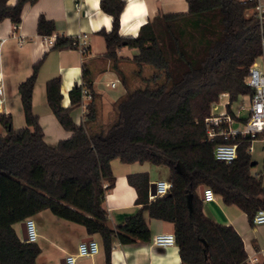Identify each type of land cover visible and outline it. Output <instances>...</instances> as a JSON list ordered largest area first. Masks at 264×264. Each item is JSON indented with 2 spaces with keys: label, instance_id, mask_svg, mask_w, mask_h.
<instances>
[{
  "label": "trees",
  "instance_id": "1",
  "mask_svg": "<svg viewBox=\"0 0 264 264\" xmlns=\"http://www.w3.org/2000/svg\"><path fill=\"white\" fill-rule=\"evenodd\" d=\"M0 0V20L8 17L17 27L25 3ZM185 13L158 12L142 24L135 36L119 32L125 0H100L102 11L112 16L111 28L98 31L104 38L105 58L125 86V93L112 102L106 122L97 120L98 95L89 71L83 65L82 81L68 92L62 104L61 78L45 83L46 101L65 130L72 133L54 146L44 140L38 116L32 110V92L40 65L19 83L25 125L14 129L10 114H0L5 128L0 134V264H34L40 252L34 241L17 234L14 224L48 209L54 215L84 226L100 238L105 264H111L115 240L121 244L148 242L151 231L145 219L172 222L180 264H250L240 234L231 224L218 222L203 211L199 186L210 187L225 205H235L248 221L264 208V176L252 174L249 148L257 134L208 137L227 124L210 123L211 105L227 93L226 113L237 120L231 104L240 95H251L246 83L250 65L264 54V16L253 12L254 0H186ZM53 20L40 14L37 32L51 35ZM77 47L76 40L56 35L52 48ZM137 48L131 57L134 73L143 85L128 86L119 67L117 51ZM151 72L143 75V67ZM82 88L90 98L84 118L76 123L71 115L81 105ZM218 143H235L236 157L230 162L214 156ZM165 165L171 186L167 193L149 198L147 172L127 174L137 193L138 210L116 227L108 224L102 203L114 186L111 160ZM257 264H264L261 261Z\"/></svg>",
  "mask_w": 264,
  "mask_h": 264
},
{
  "label": "crops",
  "instance_id": "2",
  "mask_svg": "<svg viewBox=\"0 0 264 264\" xmlns=\"http://www.w3.org/2000/svg\"><path fill=\"white\" fill-rule=\"evenodd\" d=\"M99 1L37 0L34 3L24 4L21 22L17 27L8 17L0 20V73L4 96L2 114L11 115L13 126L16 117L18 127L25 124L18 85L32 73L33 66L40 61L32 92V110L38 116V122L44 132V140L49 145H56L59 140L69 137L72 132L62 128L46 101L45 83L48 79L60 76L62 104L66 106L69 103L68 92L75 82L82 81L83 65H85L98 95L97 120L101 122L108 120L112 112V102L126 91L118 75L110 69L109 59L104 56L105 42L98 31L102 28L106 30L111 28L112 16L101 10ZM125 1L126 5L120 14L119 27L120 34L124 36H135L140 26L150 21L158 12L185 13L188 9L186 0ZM15 2L16 0H7L8 4ZM40 14L54 21L56 31L53 34L41 35L37 32V20ZM57 34L74 38L77 47L52 48ZM79 39L84 41L85 50L78 47ZM137 52V48L125 46L117 51L118 56L122 58L119 61V67L126 77L128 70L134 72L136 69L131 57ZM259 57L262 58V62L256 59V64L264 71V54ZM145 67L148 65H145L143 70ZM149 71L151 72V68ZM221 95L228 97L227 93ZM247 97L249 98L248 95ZM85 113L86 111L80 105L72 110L71 115L73 120L79 123ZM211 115H214L212 111ZM258 140L264 142V138ZM261 149L263 164L258 166V161L255 160L251 172L252 174L262 172L264 176L263 143ZM252 151L253 145L251 155ZM110 164L115 181L114 186L106 192L102 205L108 212V224L116 227L124 221L125 217L135 213L140 207L135 203L137 193L128 183L127 174L147 172L151 183L156 180L159 165L148 161L126 163L118 158L112 159ZM203 204L206 215L218 222L231 224L240 234L250 264L264 261V223L251 224L246 213L235 205H225L217 194L214 200L203 201ZM144 216L152 237L159 232H174L172 222L150 218L147 212ZM32 219L38 233L35 242L40 247L34 264H65V256L75 253L78 243L91 237L99 241V252L92 256L77 257L76 264H105L99 236L89 234L83 225L58 217L48 209L37 212ZM22 222L24 220L14 224L21 239ZM111 264H180V256L176 244L162 246L154 244L152 240L121 244L115 240L111 250Z\"/></svg>",
  "mask_w": 264,
  "mask_h": 264
},
{
  "label": "built area",
  "instance_id": "3",
  "mask_svg": "<svg viewBox=\"0 0 264 264\" xmlns=\"http://www.w3.org/2000/svg\"><path fill=\"white\" fill-rule=\"evenodd\" d=\"M256 4L252 9L257 14L260 20L264 16V0H254ZM84 42V41H83ZM83 42L79 39L77 45L80 49L85 50ZM262 43H264V35L262 36ZM246 83L253 89V93L249 95L248 102V115L244 120H237L232 118L226 113V111L219 114L211 115L206 118L208 125L214 123L219 125L221 122H225L227 126L225 128H219L216 131L213 128L208 129V137L213 139L215 135L220 134L225 138L241 134L242 136L250 135L254 138L257 134L264 135V71L261 70L256 61H254L246 75ZM82 102L81 106L87 111V101L90 98V93L87 89L82 88ZM4 96L2 94V75L0 73V114L3 112ZM238 117V116H237ZM239 122L240 126L234 127L235 122ZM264 138V137H263ZM236 144L232 143H218L214 148V156L217 159L230 162L236 157ZM252 150V145L249 148V152ZM155 182V194L149 193V198L164 195L168 192L171 182L170 180H156ZM215 199V193L208 187H203V201H212ZM26 229V241L34 242L38 237L37 228L32 217H28L24 220ZM253 224L264 223V208H259L252 218ZM152 242L157 245L167 246L175 244L174 232H159L153 235ZM100 250L99 241L94 238H88L81 240L76 248L75 253L67 254L64 258L65 264H76V258L82 256H92L98 253Z\"/></svg>",
  "mask_w": 264,
  "mask_h": 264
},
{
  "label": "rangeland",
  "instance_id": "4",
  "mask_svg": "<svg viewBox=\"0 0 264 264\" xmlns=\"http://www.w3.org/2000/svg\"><path fill=\"white\" fill-rule=\"evenodd\" d=\"M258 61L262 62V58L258 57L257 58ZM149 68L152 69L151 66L145 67V69L143 70V75L149 74ZM134 78V79H133ZM127 82H128V86L131 88H134L135 85H143L142 81L140 80L139 77H137L135 75L134 72H130L129 70L127 71ZM228 102V97L224 96V95H219L217 101L213 102L211 105V111L213 114H219L220 111H224L226 110L225 105ZM233 111L235 112V114L241 118L244 119L247 117L248 115V107H249V102H248V97L247 95H240L238 96V98L232 102L231 105ZM18 125V119L17 117L14 120V129H18L23 127L25 124H22L21 126H17ZM234 127L240 126V123L237 121L233 124ZM5 132V128L2 126V124L0 123V134H4ZM264 144V142H261V140L258 139H254L252 141V145H253V151H252V156H253V160L258 161V166H262V162H263V156H262V149H261V144ZM158 169V174L155 177L156 180L162 179V180H169V174H168V167L165 165H159V167H157ZM253 173V172H252ZM156 180H153L156 181Z\"/></svg>",
  "mask_w": 264,
  "mask_h": 264
},
{
  "label": "water",
  "instance_id": "5",
  "mask_svg": "<svg viewBox=\"0 0 264 264\" xmlns=\"http://www.w3.org/2000/svg\"><path fill=\"white\" fill-rule=\"evenodd\" d=\"M254 164H255V160H252L251 165H254ZM203 187H204V185L199 186V195H200L201 199L203 198ZM149 191H150V194H152V195L155 194V182L150 183ZM21 228H22V239L26 240L27 236H26L25 222L21 223Z\"/></svg>",
  "mask_w": 264,
  "mask_h": 264
}]
</instances>
